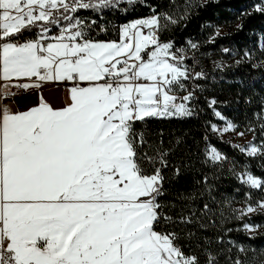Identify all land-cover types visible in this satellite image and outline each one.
<instances>
[{
	"label": "snow or ice",
	"instance_id": "snow-or-ice-1",
	"mask_svg": "<svg viewBox=\"0 0 264 264\" xmlns=\"http://www.w3.org/2000/svg\"><path fill=\"white\" fill-rule=\"evenodd\" d=\"M120 3L0 0V264H201L199 256L183 251L177 232L158 230L162 221L207 226L194 209L178 221L163 210V169L175 149L149 144L145 130L135 125L147 118L194 115V92L185 81L204 73H193L184 63L186 50L158 35L177 24L178 15L157 16L153 10L149 18L123 25L119 39L109 41L90 35L95 21L75 15ZM255 11L264 14V0ZM33 29L36 35L29 38ZM46 82L68 86L64 107H53L40 93L38 103L24 111L4 103ZM215 115L225 126L212 125L213 131L235 130L231 121ZM181 142L177 138L175 145ZM240 151L264 157V142H250ZM225 159L215 148L206 149L205 162ZM233 174L249 189L264 192V180L250 170L233 169ZM174 175H180L179 167ZM195 198L194 193L182 196ZM258 210L264 212V199L234 211L240 218ZM202 213H212L208 203ZM258 227L244 226L246 231ZM204 241L213 243L208 237ZM236 248L235 254L231 248H204L205 264H221L222 257L223 264H264V248Z\"/></svg>",
	"mask_w": 264,
	"mask_h": 264
},
{
	"label": "trees",
	"instance_id": "trees-1",
	"mask_svg": "<svg viewBox=\"0 0 264 264\" xmlns=\"http://www.w3.org/2000/svg\"><path fill=\"white\" fill-rule=\"evenodd\" d=\"M258 3L261 0H135L133 4L121 0L114 8L86 9L75 14L87 23L95 21L90 35L103 41L118 40L123 25L147 19L154 13L180 17L177 24L158 35L162 41L174 42L177 49H185L184 63L193 71L204 73V78L195 81L199 92L197 101L190 104L194 115L147 118L143 124L137 122L135 127L145 130L149 144L159 145L162 151L175 149L167 157L169 166L163 169L167 178L164 195L160 197L166 205L163 210L178 221L182 214L191 215L194 209L196 217L207 226L162 221L158 230L177 232L183 251L199 256L201 264H205L206 259L204 248L213 251L231 248L233 254L239 245L256 250L264 248V212L237 218L240 214L234 211L243 209L246 203L255 204L258 199H264V192L249 189L233 174V169L236 173L248 169L264 180V167H261L264 157H249L230 141L216 136L211 127L222 123L215 115L219 112L238 131L252 135L255 144L264 142L261 133L264 119L260 118L264 115V14L255 11ZM185 11L187 19L183 18ZM221 29L226 33L217 35ZM26 35L32 38L36 30ZM189 41L196 43L198 48L192 49ZM211 59L225 65L210 67ZM185 84L189 87L191 81ZM177 93L185 94L183 91ZM213 100L216 103L210 106ZM177 138L182 141L178 147L175 145ZM209 147L226 158L223 163L205 162ZM176 167L180 168L179 176L174 175ZM205 177L211 187L210 193L205 190ZM192 193L196 197L194 200L182 199ZM204 203L212 209L207 216L202 213ZM186 205H191V209ZM246 224L259 227L250 233L244 228ZM189 232L194 233L191 238L187 236ZM205 237L213 243L205 244ZM217 238H222V242H217Z\"/></svg>",
	"mask_w": 264,
	"mask_h": 264
},
{
	"label": "rangeland",
	"instance_id": "rangeland-1",
	"mask_svg": "<svg viewBox=\"0 0 264 264\" xmlns=\"http://www.w3.org/2000/svg\"><path fill=\"white\" fill-rule=\"evenodd\" d=\"M144 31L147 32L148 29H144ZM224 33H226L225 29H221L219 31V34H224ZM209 62H210L209 64L210 67H222L225 65V63L218 61V60H214V59H211ZM197 64L198 66H200L199 63ZM188 67L190 68V66ZM193 73H196V72L194 71ZM38 93L42 94L43 98L46 101H49V102L59 101L58 107L55 106L54 103H52L56 108H62L65 106V103L68 102V86L66 84L46 82L43 84L42 88L38 90H30L26 96L19 95L15 99L8 98L4 101V103L10 105L13 111H16V110L24 111L32 106H35L38 103ZM180 94L181 93H177L178 96H180ZM216 126L218 129H223L225 126V121H222V123L220 124H216ZM212 132L216 136L221 138L222 140L230 141L234 147L239 146L237 148H246L250 142L255 143L254 137L252 135L238 131L236 127H235V130H231L227 132H217V131H213V129H212ZM240 133H243V135L241 136ZM261 212L262 211L258 210L256 213H261ZM256 213H250L248 215H254ZM255 230L249 231V232L254 233Z\"/></svg>",
	"mask_w": 264,
	"mask_h": 264
},
{
	"label": "built area",
	"instance_id": "built-area-1",
	"mask_svg": "<svg viewBox=\"0 0 264 264\" xmlns=\"http://www.w3.org/2000/svg\"><path fill=\"white\" fill-rule=\"evenodd\" d=\"M194 72V71H193ZM197 79H189V81H191V84H190V86L189 87H187V89L189 90V91H193L194 92V96H195V98H194V100L191 102V103H194L195 101H197V94H198V92H199V86L195 83V81H196ZM29 93V92H28ZM27 93V94H28ZM27 94H24V93H21L20 95H22V96H26ZM186 94V93H185ZM185 94H180V96H183V95H185Z\"/></svg>",
	"mask_w": 264,
	"mask_h": 264
},
{
	"label": "crops",
	"instance_id": "crops-1",
	"mask_svg": "<svg viewBox=\"0 0 264 264\" xmlns=\"http://www.w3.org/2000/svg\"><path fill=\"white\" fill-rule=\"evenodd\" d=\"M54 83H57V84H58L59 82H54ZM176 94H177V93H176ZM47 102H49V101H47ZM49 103H50L53 107H55V106L58 107V103H59V101H55V102L50 101ZM52 103H54L55 106H54ZM55 108H56V107H55Z\"/></svg>",
	"mask_w": 264,
	"mask_h": 264
}]
</instances>
